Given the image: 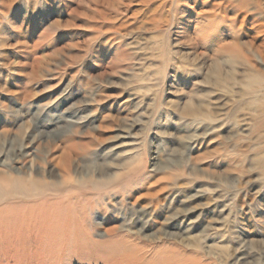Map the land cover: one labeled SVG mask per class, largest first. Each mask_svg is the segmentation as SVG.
Segmentation results:
<instances>
[{
    "label": "rangeland",
    "instance_id": "obj_1",
    "mask_svg": "<svg viewBox=\"0 0 264 264\" xmlns=\"http://www.w3.org/2000/svg\"><path fill=\"white\" fill-rule=\"evenodd\" d=\"M63 1L0 0V122L18 131L9 142L2 141L3 152L13 160L15 149L23 144L27 153L34 135L41 138L44 149L77 123L90 125L88 130L98 136L102 106H111L112 128L100 136L102 141L94 142L90 157L82 161L87 164L85 171L98 176L105 165L116 172L113 166L133 160L144 164V178L177 176L163 193V202L148 199L147 204L145 200L134 204L127 196H118L105 204L108 213L118 215L122 227L132 228L126 233L128 244L157 243L159 253L174 249L172 258L184 260L191 251L181 239L161 233L170 229L172 215L183 201L184 207H197L194 224L188 226L181 218L173 231L184 238L200 234L206 251L212 245L228 254L210 261L205 252H194L198 259L235 264L245 250L247 264H264L262 60L249 53L215 57L187 35H177L178 25L168 30L161 22L154 25L153 10L163 0H68L84 13L76 21L78 16L62 11ZM113 46L119 47L118 57ZM21 62L27 65L24 72ZM110 63L119 69L111 71ZM229 76L232 82L227 81ZM254 81L258 84L251 86ZM20 91H26L25 100L18 99ZM99 98L103 105L95 102ZM198 152L208 170L195 171L191 166ZM226 162L230 167H225ZM207 203L221 215L211 221L215 230L204 231L201 209ZM94 221L101 223L102 218L96 215ZM141 225L148 235H156L143 238L136 233ZM91 246L87 240L76 254L46 264H105L90 259Z\"/></svg>",
    "mask_w": 264,
    "mask_h": 264
},
{
    "label": "bare ground",
    "instance_id": "obj_2",
    "mask_svg": "<svg viewBox=\"0 0 264 264\" xmlns=\"http://www.w3.org/2000/svg\"><path fill=\"white\" fill-rule=\"evenodd\" d=\"M3 4L6 11H10V5L6 1ZM61 8L68 15L78 16L75 21L84 17L80 7L68 0L62 2ZM153 13H156L154 25L161 22L167 30L178 25L177 35H187L195 46L210 51L215 57H246V53H249L257 55L264 64V0H163L161 5L154 8ZM179 18L183 20L178 23ZM73 25L75 23L69 26ZM112 49L113 55L118 57L119 47L113 46ZM22 52L26 53L25 50ZM19 56L27 57L25 54ZM117 65L110 63L108 66L112 71L119 69ZM19 67L24 72L27 65L21 62ZM22 72H17V75L24 77ZM32 76H37L35 67ZM233 80V76L227 79L228 82ZM255 84L258 82H252L251 86ZM26 95V91H20L17 97L20 100ZM103 101L99 98L95 102L103 105ZM6 104L2 107L6 108ZM107 107L102 106L98 136L88 130L90 125L77 123L71 128L68 126L69 130L61 132L43 149L39 143L41 138L37 139L34 135L30 138L33 144L30 151L24 153L22 144L15 149L13 160L9 152H3L1 143L3 140L9 142L11 135L18 136V131L14 132L10 126L0 122V264H46L48 261H57L59 257L76 254L80 250V244L87 240L92 245L89 250L90 259L105 264H212L211 259H225L228 256L226 250H218L212 245H207L209 251L205 250L206 242L202 235L184 238L183 233L173 231L176 226L174 222L181 218L188 226L194 224L197 207H184L186 205L183 201L178 203L176 213L172 215L170 229L160 231L167 238L181 239L182 245L191 251L186 259L172 258L174 249L169 252L166 247L162 248L166 252L159 253L157 243L155 246L146 243L142 246L128 244L126 233L131 232L132 228L128 230L122 227L118 215L114 211L108 213L105 204L113 202L118 196H127L134 204L148 199L163 202V193L168 190V185L177 180V176L165 175L156 181L155 177L149 175L144 178V164L133 160L126 161L122 166H113L116 172H110L108 166L101 165L98 176L87 173V164L84 166L82 161L90 157L94 142L102 141L100 136H104L112 128V116L109 113L111 106ZM261 126L264 127V121ZM12 143L13 141L9 145L12 146ZM30 156L33 157L32 160L28 159ZM227 162L224 163L226 168L230 167ZM191 166L195 171L208 170V165L203 162L199 152L191 158ZM153 180L155 182H151ZM161 184L164 186L161 187ZM150 186L154 188L153 191ZM196 199H201V196ZM197 200H192V203ZM210 207L207 203L201 209L204 213L202 221L206 224L204 231L215 230L216 227H211V221L221 219V215L215 214V210ZM144 208L143 206L142 209ZM96 215L102 218L101 223L94 221ZM142 215H147L148 218L145 212ZM163 223L160 225L163 226ZM144 229L142 226L136 233L147 240L156 235H148ZM197 251L209 255L210 261L202 262L198 259L200 255L194 253ZM247 253L242 251L235 264H247Z\"/></svg>",
    "mask_w": 264,
    "mask_h": 264
}]
</instances>
